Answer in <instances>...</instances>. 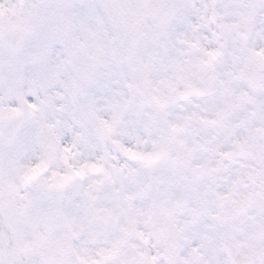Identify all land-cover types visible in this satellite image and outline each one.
I'll list each match as a JSON object with an SVG mask.
<instances>
[{
  "label": "clouds",
  "instance_id": "1",
  "mask_svg": "<svg viewBox=\"0 0 264 264\" xmlns=\"http://www.w3.org/2000/svg\"><path fill=\"white\" fill-rule=\"evenodd\" d=\"M0 264H264V0H0Z\"/></svg>",
  "mask_w": 264,
  "mask_h": 264
}]
</instances>
